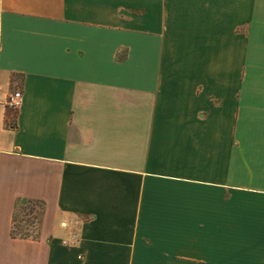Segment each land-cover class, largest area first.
I'll return each mask as SVG.
<instances>
[{
    "label": "crops",
    "instance_id": "obj_1",
    "mask_svg": "<svg viewBox=\"0 0 264 264\" xmlns=\"http://www.w3.org/2000/svg\"><path fill=\"white\" fill-rule=\"evenodd\" d=\"M0 264H264V0H0Z\"/></svg>",
    "mask_w": 264,
    "mask_h": 264
},
{
    "label": "rangeland",
    "instance_id": "obj_2",
    "mask_svg": "<svg viewBox=\"0 0 264 264\" xmlns=\"http://www.w3.org/2000/svg\"><path fill=\"white\" fill-rule=\"evenodd\" d=\"M33 207V211L29 210ZM41 216V208L38 205H27L20 203L16 212V226L17 230L31 232L38 227ZM28 222V223H27ZM31 222V224H29Z\"/></svg>",
    "mask_w": 264,
    "mask_h": 264
},
{
    "label": "trees",
    "instance_id": "obj_3",
    "mask_svg": "<svg viewBox=\"0 0 264 264\" xmlns=\"http://www.w3.org/2000/svg\"><path fill=\"white\" fill-rule=\"evenodd\" d=\"M25 203L27 205H38L41 208V213L43 210V203L37 200H29V199H22V200H18L15 204V209H14V213H13V224H12V228H11V235L13 237H21V238H28V237H33L36 238L38 237V227L35 228V231L32 230L31 232H27V231H21V230H17V226H16V212L17 209L19 207L20 203ZM30 211H33V207H29ZM40 222V221H39ZM28 223V222H27ZM31 224V222L29 223Z\"/></svg>",
    "mask_w": 264,
    "mask_h": 264
},
{
    "label": "built area",
    "instance_id": "obj_4",
    "mask_svg": "<svg viewBox=\"0 0 264 264\" xmlns=\"http://www.w3.org/2000/svg\"><path fill=\"white\" fill-rule=\"evenodd\" d=\"M6 105L13 109L18 110L22 105V93L20 90L11 92L6 99Z\"/></svg>",
    "mask_w": 264,
    "mask_h": 264
}]
</instances>
